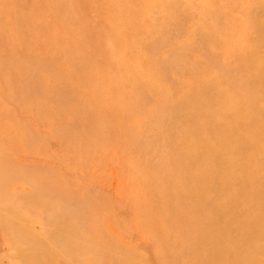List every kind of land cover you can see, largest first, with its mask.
Masks as SVG:
<instances>
[{
  "label": "rangeland",
  "instance_id": "obj_1",
  "mask_svg": "<svg viewBox=\"0 0 264 264\" xmlns=\"http://www.w3.org/2000/svg\"><path fill=\"white\" fill-rule=\"evenodd\" d=\"M0 264H264V0H0Z\"/></svg>",
  "mask_w": 264,
  "mask_h": 264
}]
</instances>
